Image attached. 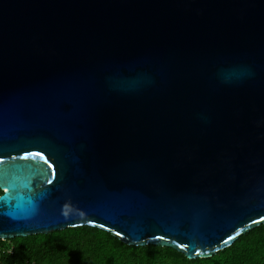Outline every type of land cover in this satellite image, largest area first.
<instances>
[{"label":"water","instance_id":"water-1","mask_svg":"<svg viewBox=\"0 0 264 264\" xmlns=\"http://www.w3.org/2000/svg\"><path fill=\"white\" fill-rule=\"evenodd\" d=\"M0 189V239L197 258L263 224L264 0H0Z\"/></svg>","mask_w":264,"mask_h":264},{"label":"trees","instance_id":"trees-1","mask_svg":"<svg viewBox=\"0 0 264 264\" xmlns=\"http://www.w3.org/2000/svg\"><path fill=\"white\" fill-rule=\"evenodd\" d=\"M0 245L13 248L0 252V264H264V223L209 257L189 258L170 246L129 244L94 225L0 239Z\"/></svg>","mask_w":264,"mask_h":264},{"label":"snow or ice","instance_id":"snow-or-ice-1","mask_svg":"<svg viewBox=\"0 0 264 264\" xmlns=\"http://www.w3.org/2000/svg\"><path fill=\"white\" fill-rule=\"evenodd\" d=\"M45 159V161L47 162V158L45 157L44 158ZM48 167L50 168V169H53V171L50 173V177H54V175H55V172H54V165H52L51 163H49L48 164ZM53 182V179L52 178H49L48 179V181H47V183H49V184H51ZM255 223H259V222H264V217H261V218H258L256 221H254ZM240 233L239 232H237L236 233V236H238ZM235 237L234 236H230V237H228L225 241H224V244H227V243H229V241H231L232 239H234Z\"/></svg>","mask_w":264,"mask_h":264},{"label":"built area","instance_id":"built-area-1","mask_svg":"<svg viewBox=\"0 0 264 264\" xmlns=\"http://www.w3.org/2000/svg\"><path fill=\"white\" fill-rule=\"evenodd\" d=\"M0 252H13V248L12 247H3L0 245ZM2 264H7L6 262H3Z\"/></svg>","mask_w":264,"mask_h":264}]
</instances>
